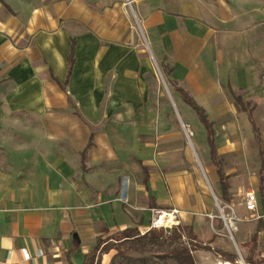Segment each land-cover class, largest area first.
Listing matches in <instances>:
<instances>
[{
	"label": "crops",
	"instance_id": "crops-1",
	"mask_svg": "<svg viewBox=\"0 0 264 264\" xmlns=\"http://www.w3.org/2000/svg\"><path fill=\"white\" fill-rule=\"evenodd\" d=\"M130 1L144 40L128 0H41L24 22L6 2L11 13L0 17V264H77L79 253L87 264L101 227L149 229H142L143 215L131 221L128 201L136 212L140 206L179 209L180 223L207 245L197 251L199 264H214L208 256H217L215 247L233 253L224 247L222 216L190 154L191 133L221 205H233L238 195L234 173L245 179L238 191L254 190L264 212V0ZM26 37L30 43L19 45ZM156 64L205 110L219 164L205 124L181 92L170 85L172 106L164 98ZM54 78H68L67 90ZM239 93L261 132L263 154L249 110L234 98ZM245 153L251 158L241 159ZM228 158L235 159L228 164ZM219 168L228 176L229 202ZM245 210L240 221L253 238L241 226L237 239L264 258V220Z\"/></svg>",
	"mask_w": 264,
	"mask_h": 264
},
{
	"label": "trees",
	"instance_id": "trees-1",
	"mask_svg": "<svg viewBox=\"0 0 264 264\" xmlns=\"http://www.w3.org/2000/svg\"><path fill=\"white\" fill-rule=\"evenodd\" d=\"M5 6L9 5L4 1ZM76 39H72V51L69 57L68 78L70 77L75 62L74 48ZM163 73L167 82L173 86L177 91L181 92L183 99L190 104L198 113L201 121L205 124L208 131L209 143L211 146V155L215 164H219L216 145L214 142V133L212 123L208 120L205 110L201 108L188 93L179 87L177 83L170 79V70L163 67ZM68 78L64 83H61L57 78H54L61 85L63 90H67ZM237 104L244 110H249L250 119L256 133V137L262 147L261 132L255 122L253 121L252 111L244 106L242 98L236 97ZM263 154V147L261 148ZM221 177V186L223 190V201L229 202L228 197V176L219 168L218 170ZM224 205V204H223ZM207 248L198 242L196 235L190 226L179 223L172 227L149 228L142 231L139 227H128L110 236L108 239L99 238L96 246L86 254L87 264H101L103 255L111 252L116 253L113 255L110 264H161L169 260L176 262V264H199L197 251ZM131 251H135L140 255H131ZM222 256L226 260L238 261V256L229 252L218 251L215 253ZM246 264H264V258L255 257V251H250L244 255ZM95 259L97 261L95 262Z\"/></svg>",
	"mask_w": 264,
	"mask_h": 264
},
{
	"label": "rangeland",
	"instance_id": "rangeland-1",
	"mask_svg": "<svg viewBox=\"0 0 264 264\" xmlns=\"http://www.w3.org/2000/svg\"><path fill=\"white\" fill-rule=\"evenodd\" d=\"M4 1L7 2L8 4H10L11 8L13 9L12 13L14 12V15L17 16V17H20L23 20V22L27 19L26 17L28 16V12L31 9V6L38 5V4L41 3V0H4ZM131 3L132 2L130 0H128V4L131 7L130 8V13L133 16V24L135 26L134 28L136 29V32L139 35V37L142 40H144L143 32H142L141 26L139 24L140 22L137 19V17L135 16V13H134V10H133V7H132ZM9 13H11V12L5 7L3 2L0 1V17H2L3 15L9 14ZM28 40H29V38L26 37L25 39H23V41L20 42L19 45H24L26 43L29 44L30 41H28ZM161 63H162V61H161ZM156 68H157V75H158V78H159V82L161 84V89H162V91L164 93V98L172 106V104L174 103V97H173L174 90L170 86V84L166 81V78H165L164 74H162L163 72H160L159 69H161V67L158 68V64H156ZM241 95H242V93H239L238 97L242 98ZM236 97L237 96L235 95L234 96L235 100H236ZM244 105H245V103H244ZM191 138H193L192 133L190 134V138L187 139L188 147H189V150H190V154H191V156L193 158L194 165L196 166V168H198L200 174L204 178V184L206 185L207 189L209 190V192L214 197L213 200L217 204L216 212L220 216H222L221 209H224L225 213H227V212L231 213L232 210L229 207H224L225 205H221L222 203H221L220 199L217 200L215 198L214 193H213V192H215V191H213L214 190V186L212 184V182H213L212 175L213 174L210 173L208 168H206V167H205V170H206V173H205L204 167H203V165L200 162L199 156H198L195 148H193V146H192ZM256 140H257V142H256L257 146L259 147L260 143H259L257 137H256ZM259 157H261L260 154H259ZM245 158L250 159L251 158V154L250 153L242 154L241 155V159H245ZM234 159L235 158H228V159H225V160H226V162L228 164H230L231 161H233ZM220 165H222V167L224 168L222 159H221ZM224 170H225V168H224ZM140 171H141V169H140ZM231 171H233V170H231ZM141 174L142 175L144 174L143 171L141 172ZM236 175L234 173L231 174L232 182H233V189L236 190V192H238V195L233 197V203L234 204L232 206H233L234 211L236 212V214L239 217L244 218L246 215H248V212H246L245 207H244V200H245L246 193L245 192H239L238 190H239V185H241V183L244 182L245 179L237 178ZM139 180L142 181L143 178H139ZM215 195H217V193ZM125 204H126L125 207L129 210L127 213L129 214V216L131 218V221H133L134 223L138 221V219H139V217L141 215H143L144 221L142 222V225H144V226H143L142 229H144V230L147 229L148 227H150L154 222H156L155 219H158V217L154 216L153 210H149V207H145L146 209H143V207L140 206L139 211L136 212V210H133L134 207H133L131 202L128 201ZM218 204H220L221 207H219ZM220 223H222V224L224 223V232H225L226 238H227V244L224 247L230 248L232 250L234 249L232 254H236L238 256V261L237 262L236 261H230V260L229 261L232 262L233 264H246L243 256L248 254L249 251L248 250H244L243 247L241 246L242 244H240L239 240L237 239V232H239L241 230V226H243V232L246 233V236H247L248 239L251 240L253 238V235H251L249 229L244 225L245 223L243 221H238L237 222V228L236 229H234V228L229 229L227 227L226 223L223 221L222 217H220ZM238 226H239V229H238ZM100 231H101V233L97 236V238L95 240H93L91 242V244H90V242H88L87 244H85V243L84 244L85 245L94 244V246H95L96 243L98 242L99 238H102L103 240L104 239L106 240L110 236H113L115 233H117L116 231L104 230L103 227H101ZM216 246H218V245H216ZM218 251L220 252L221 250L217 249V247H215V249L213 250V253H216ZM112 254H115V251H112L109 255H104L102 257V263L101 264H108V261L110 260L109 256H112ZM131 255L137 256L139 254L137 252H135V251H131ZM210 258L213 259V261H211V262H214V264H224V258L222 256H218V255L216 257H212V256L209 257L208 256V259H210ZM96 261H97V259H95V262ZM118 262L119 261H116L117 264H118ZM84 263H85L84 255L79 253L77 264H84ZM161 264H176V262H174L172 260H169V261H167L165 263H161Z\"/></svg>",
	"mask_w": 264,
	"mask_h": 264
},
{
	"label": "built area",
	"instance_id": "built-area-1",
	"mask_svg": "<svg viewBox=\"0 0 264 264\" xmlns=\"http://www.w3.org/2000/svg\"><path fill=\"white\" fill-rule=\"evenodd\" d=\"M262 78L264 80V74ZM244 206L248 211L251 212V216H250L251 218L264 220V212L259 211V200L257 193L254 190H248L246 192ZM224 207H229L232 210L231 213L230 212L225 213L224 209H221L222 218L224 222L226 223L229 229L231 228L236 229L237 222L242 220V218L236 214L231 204H226ZM153 213L154 216L158 217V219H155L156 222H154L149 228L172 227L180 223L179 220L180 210L177 208H171V209L155 208L153 209ZM39 253L43 254L42 251H39ZM23 256L25 260L31 259V254L29 252L24 253Z\"/></svg>",
	"mask_w": 264,
	"mask_h": 264
},
{
	"label": "bare ground",
	"instance_id": "bare-ground-1",
	"mask_svg": "<svg viewBox=\"0 0 264 264\" xmlns=\"http://www.w3.org/2000/svg\"><path fill=\"white\" fill-rule=\"evenodd\" d=\"M163 221V220H162Z\"/></svg>",
	"mask_w": 264,
	"mask_h": 264
}]
</instances>
